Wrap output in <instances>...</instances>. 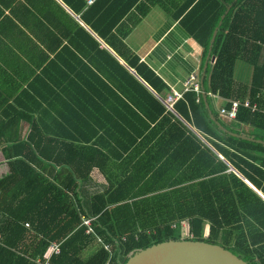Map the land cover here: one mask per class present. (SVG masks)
Wrapping results in <instances>:
<instances>
[{"label": "trees", "instance_id": "1", "mask_svg": "<svg viewBox=\"0 0 264 264\" xmlns=\"http://www.w3.org/2000/svg\"><path fill=\"white\" fill-rule=\"evenodd\" d=\"M47 1L67 41L61 68L73 75L58 86L47 79L45 98L38 78L33 93L16 100L37 107L0 121L8 168L0 177V264H45L51 245L60 253L48 264H126L140 250L181 239L264 264V144L220 130L206 108L228 131L264 142V0H196L179 13V25L203 49L202 67L219 30L206 101L187 92L173 111L164 104L172 88L131 52L119 28L142 0H59L82 25L55 0H0V18L29 6L47 15ZM213 98L227 110L235 101L249 107L228 123Z\"/></svg>", "mask_w": 264, "mask_h": 264}, {"label": "crops", "instance_id": "2", "mask_svg": "<svg viewBox=\"0 0 264 264\" xmlns=\"http://www.w3.org/2000/svg\"><path fill=\"white\" fill-rule=\"evenodd\" d=\"M55 1L61 4L82 25L79 17L68 10L61 1ZM190 2L195 4L196 0H142L140 8L133 10L132 14L125 19L124 26H119L122 28V34L127 33L124 42L131 52L176 91H182L184 83L193 75L196 76L197 82L201 86L204 66L208 62L209 54L202 67L203 49L187 35L177 19L179 13ZM48 7L47 15H38L29 6L28 9L4 10V14L0 18V121L8 123L12 121L8 112L13 114L15 109L24 111L37 107L31 100L24 101L19 107L16 100L18 101L19 97L27 91L32 94L29 87L38 78H41V82L37 86L40 90L39 96L45 98L50 93L46 83L47 79L55 80L56 78L55 83L58 86L62 84L67 75H73L64 67L61 68L62 61H65V54L61 55V48L67 45V41L60 36L64 28L55 25L56 22L53 21L52 10L54 9L50 7L49 3ZM35 9L39 10L40 8ZM185 14L187 12L182 15ZM54 35L56 37L52 38ZM105 48L109 49L106 46ZM56 53L58 55L55 59L58 64L56 68L51 66L53 70L50 71L47 68ZM120 62L125 65L123 61ZM207 71L204 86L208 77ZM57 93L59 92L57 91ZM201 95L203 96L202 86ZM213 99L212 106L218 112L219 117L231 123L219 114L220 110L225 108L226 102L218 98ZM28 107L30 108L28 109ZM60 107L61 105L57 104L53 106V109L60 112ZM43 108L45 110L52 109L48 102L43 103ZM20 126L24 133L22 137L25 138L30 124L25 121L21 122ZM3 163V155L0 153V177L8 172L7 166ZM96 179L97 183L104 182L98 174H96Z\"/></svg>", "mask_w": 264, "mask_h": 264}, {"label": "water", "instance_id": "3", "mask_svg": "<svg viewBox=\"0 0 264 264\" xmlns=\"http://www.w3.org/2000/svg\"><path fill=\"white\" fill-rule=\"evenodd\" d=\"M231 7L227 8L222 21L230 11ZM222 22L220 23L221 26ZM219 29L214 32L211 45L209 48L208 62L204 66L203 76L201 78V86L203 90V98L206 101L207 95L204 89V78L207 68L209 66V59H211V50L214 45L217 33ZM211 65L214 64V59H211ZM136 77V73L130 70ZM138 78V77H137ZM139 79V78H138ZM210 118L219 127L220 130L225 133L248 142H254L258 144H264L261 140H256L244 134H236L228 131L218 121L217 117L212 113L209 105L206 104ZM126 264H249L244 260L234 255L229 250L223 248L220 245L210 244L200 241L191 240H169L156 245H152L144 250H140L134 253L127 261Z\"/></svg>", "mask_w": 264, "mask_h": 264}, {"label": "built area", "instance_id": "4", "mask_svg": "<svg viewBox=\"0 0 264 264\" xmlns=\"http://www.w3.org/2000/svg\"><path fill=\"white\" fill-rule=\"evenodd\" d=\"M95 0H88V4L91 5L94 3ZM187 92H195L196 94H201V86L198 84L196 76H191L183 85V90L181 92L176 91L174 89H172L171 93H169L164 101V104L166 105V107L170 110L173 111V106L183 98V95ZM240 106H244V107H249V102L246 101L244 103H241L239 101H235L231 103V108L230 110H227L226 108H222L220 110V116L222 118H224L225 120L232 122L235 121L237 118V114H238V109ZM258 110L257 106L255 105L252 108V111H256ZM264 112V111H263ZM84 226H86L88 228L87 233L91 232V224L92 222L90 220H84ZM28 227V225H26ZM1 236H0V243H1ZM60 253V248L59 245H51L49 247V250L45 256V259L47 260V262L45 264H48V260L53 256V255H57Z\"/></svg>", "mask_w": 264, "mask_h": 264}, {"label": "rangeland", "instance_id": "5", "mask_svg": "<svg viewBox=\"0 0 264 264\" xmlns=\"http://www.w3.org/2000/svg\"><path fill=\"white\" fill-rule=\"evenodd\" d=\"M245 70H239V69H237V73H236V79H241L240 81H242V82H246V73L244 72ZM240 76H242V77H240ZM183 237L185 238V234H184V229H183Z\"/></svg>", "mask_w": 264, "mask_h": 264}]
</instances>
